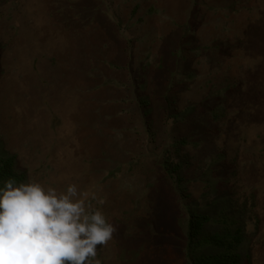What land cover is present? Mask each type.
<instances>
[{
	"label": "rangeland",
	"instance_id": "1",
	"mask_svg": "<svg viewBox=\"0 0 264 264\" xmlns=\"http://www.w3.org/2000/svg\"><path fill=\"white\" fill-rule=\"evenodd\" d=\"M0 46V153L104 201L101 264H181L209 186L264 264V0H0Z\"/></svg>",
	"mask_w": 264,
	"mask_h": 264
},
{
	"label": "clouds",
	"instance_id": "2",
	"mask_svg": "<svg viewBox=\"0 0 264 264\" xmlns=\"http://www.w3.org/2000/svg\"><path fill=\"white\" fill-rule=\"evenodd\" d=\"M90 200L94 194L69 184L45 188L29 179L0 188V264H101L98 246H107L116 228Z\"/></svg>",
	"mask_w": 264,
	"mask_h": 264
},
{
	"label": "trees",
	"instance_id": "3",
	"mask_svg": "<svg viewBox=\"0 0 264 264\" xmlns=\"http://www.w3.org/2000/svg\"><path fill=\"white\" fill-rule=\"evenodd\" d=\"M186 145L185 140L177 144ZM180 168L178 166L177 170ZM178 177L180 181V175ZM10 178L17 185L26 183V174L16 169L15 159L0 153V188ZM211 187L202 196L203 204L192 201L186 207V242L181 264H245L249 257L245 254L246 227L250 223L245 219L247 206L229 197L210 201ZM213 226L217 229L213 230Z\"/></svg>",
	"mask_w": 264,
	"mask_h": 264
}]
</instances>
